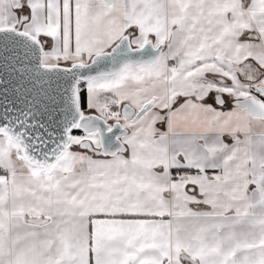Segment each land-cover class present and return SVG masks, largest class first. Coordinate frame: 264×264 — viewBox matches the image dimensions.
<instances>
[{"label":"crops","instance_id":"0c3cea01","mask_svg":"<svg viewBox=\"0 0 264 264\" xmlns=\"http://www.w3.org/2000/svg\"><path fill=\"white\" fill-rule=\"evenodd\" d=\"M19 24L54 56L163 44L185 110L80 169L0 138V264H264V119L224 106L238 65L264 70V0H0V29Z\"/></svg>","mask_w":264,"mask_h":264},{"label":"water","instance_id":"95a60500","mask_svg":"<svg viewBox=\"0 0 264 264\" xmlns=\"http://www.w3.org/2000/svg\"><path fill=\"white\" fill-rule=\"evenodd\" d=\"M163 44L148 40L133 47L129 35L122 37L109 51L95 54L88 62L69 65L44 61V46L34 35L17 27L0 29V132L20 149L26 162L37 168H50L68 149L71 132L96 131L105 153L122 149L119 137L127 134L120 122L109 124L96 114H83L80 83L101 75H111L124 65L155 63ZM264 94V85L258 86ZM248 114L264 118V101L247 96L233 101ZM147 103L138 112L123 106L125 117L136 121L152 107ZM192 264L195 259L186 257Z\"/></svg>","mask_w":264,"mask_h":264},{"label":"rangeland","instance_id":"374dc122","mask_svg":"<svg viewBox=\"0 0 264 264\" xmlns=\"http://www.w3.org/2000/svg\"><path fill=\"white\" fill-rule=\"evenodd\" d=\"M255 50L251 49V52ZM254 54V53H253ZM167 55L162 52L155 63L147 64L141 63L137 65H124L119 71L111 75L97 76L91 80L81 81L80 89L85 88L88 93L87 110L88 114H96L105 119V121L112 126L116 122H120L122 126L127 130V134L120 138L122 144H124L125 137L137 132H151L158 128V126L170 119V112L173 110V117H178V113L183 112L185 108H181L177 112V108H174L178 104V97H173L169 102V81L167 79L166 69ZM91 57L87 56H54L50 53H46L44 56L45 63L69 65L74 61L88 62ZM260 59V58H259ZM263 70V69H262ZM237 76L240 77L237 69H235ZM244 82V81H243ZM264 83V70L261 77L256 83H247L244 93L254 92L257 84ZM227 87L237 92V87L229 82ZM221 86V85H220ZM222 87V86H221ZM226 87V86H225ZM230 91L231 97L228 92L225 95L227 98L224 106L231 107L232 98L236 99L235 93ZM152 103L153 106L145 111L136 121L128 119L121 114V109L124 105H131L135 111H139L147 103ZM234 108V107H232ZM206 109V108H205ZM244 111L247 119H252L251 115L247 114L243 108H235ZM170 116V117H169ZM89 133L85 135H72V146L68 148L62 156L54 163L50 168H36L41 172L52 173L60 168H66L72 170L76 168H82L84 165V159L88 156H105L109 154H99L92 151H87L85 148L80 147L81 141H89L93 143L95 147H98L97 132ZM0 138L4 143L8 141L10 143V158L11 161L25 160L20 149L17 145L8 140L7 136L0 132ZM124 147V146H123ZM123 149V148H122ZM120 150V149H119ZM75 159L77 165L66 164L68 160ZM26 161V160H25ZM75 164V162H74ZM27 166L29 164L27 163ZM31 167V166H29Z\"/></svg>","mask_w":264,"mask_h":264},{"label":"flooded vegetation","instance_id":"af4514ba","mask_svg":"<svg viewBox=\"0 0 264 264\" xmlns=\"http://www.w3.org/2000/svg\"><path fill=\"white\" fill-rule=\"evenodd\" d=\"M237 71L241 77V80L244 84H247V83H256V81L261 77L262 75V71L263 70H260L258 67H256V65L250 61H245L244 63L240 64L237 66ZM83 82V81H82ZM259 85H264V83L262 84H257L256 85V90H254V92H249L247 93L244 97H247V96H255L256 98L260 99V100H263L264 101V94L259 90L258 86ZM244 97H241V98H244ZM236 100V99H234ZM125 106V105H124ZM123 109V107H122ZM122 109H121V114L123 115L122 113ZM87 109L83 110L82 109V113L83 114H88L86 112ZM136 112H138L136 110ZM128 119H133V116L132 117H127ZM264 119V118H263ZM115 124V123H114ZM112 124V126L114 125ZM112 126H109V129L112 128ZM80 130V129H78ZM89 133H95L94 131L93 132H84L82 130H80V132H71V137L72 135H78V136H81V135H85V134H89ZM98 136V147H95L93 145V143L89 142V141H81L80 142V147H83L85 148V150L87 151H92L94 153H99V154H109V153H105V151H107V149H104L101 142H100V137L99 135L97 134ZM121 137H119L120 139ZM72 141L70 139V142H69V147L72 146ZM123 146V144H122Z\"/></svg>","mask_w":264,"mask_h":264},{"label":"trees","instance_id":"16d2710c","mask_svg":"<svg viewBox=\"0 0 264 264\" xmlns=\"http://www.w3.org/2000/svg\"><path fill=\"white\" fill-rule=\"evenodd\" d=\"M80 106L83 110L87 109V90L85 88L80 89ZM72 132H80V130L74 129Z\"/></svg>","mask_w":264,"mask_h":264}]
</instances>
